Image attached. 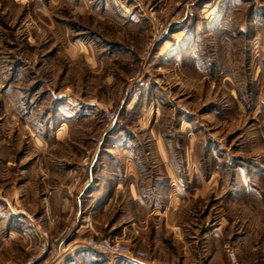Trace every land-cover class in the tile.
Masks as SVG:
<instances>
[{
	"label": "rangeland",
	"instance_id": "1",
	"mask_svg": "<svg viewBox=\"0 0 264 264\" xmlns=\"http://www.w3.org/2000/svg\"><path fill=\"white\" fill-rule=\"evenodd\" d=\"M131 139L169 223L117 239L153 264H264V0H0V264L39 253L13 208L67 245L48 190Z\"/></svg>",
	"mask_w": 264,
	"mask_h": 264
},
{
	"label": "crops",
	"instance_id": "2",
	"mask_svg": "<svg viewBox=\"0 0 264 264\" xmlns=\"http://www.w3.org/2000/svg\"><path fill=\"white\" fill-rule=\"evenodd\" d=\"M135 143L136 140L133 139L114 143L112 149L109 150V155L101 157L99 156L100 149L97 148L89 163L86 181L77 193L69 187V189H63L54 186L52 190H48L49 199L53 207L57 209L53 210L54 229L59 230L68 224L71 236H73L66 241L67 245H64L65 240L63 239L56 255L51 260L52 264H77L73 260L80 255H82V260L88 258V253L93 254V252L81 248V244L88 237L121 238L124 226L120 227L121 223L118 220H131L130 224L135 225L136 221L149 223L151 219L160 221L163 217L165 223H169L168 210L165 207L162 208V201L157 200L156 202L155 199L153 201L149 198V193L145 192L147 188L140 180L139 155L135 149H131ZM162 151L159 161L170 178L171 171L167 167L165 151L163 149ZM171 185L172 183H169V186ZM10 208L13 207L10 206ZM13 209L11 210L15 214L20 211V217L17 219L23 221L20 236L31 238L32 231H37L33 224L35 220L30 213ZM86 221L89 222L88 226L84 225ZM6 223L9 228V237H11L15 232L14 224L12 225L10 221ZM173 230L175 234H181L177 226ZM89 258L78 264L99 263L98 261L89 262ZM135 261L123 263L133 264Z\"/></svg>",
	"mask_w": 264,
	"mask_h": 264
},
{
	"label": "built area",
	"instance_id": "3",
	"mask_svg": "<svg viewBox=\"0 0 264 264\" xmlns=\"http://www.w3.org/2000/svg\"><path fill=\"white\" fill-rule=\"evenodd\" d=\"M143 82L140 78H137L133 82V86L130 89L131 99L135 100L138 98L140 88ZM113 115V114H112ZM110 114V117H112ZM74 181H77L76 179ZM85 226L89 225L86 221ZM40 235V248L39 253L35 256H31L24 264H52L51 258L56 255L59 245L62 243V234L59 233L56 237L50 238L48 232L42 228L37 230ZM81 248L88 249L96 255L104 258L106 264H121L123 262H133L136 259H141L144 264H153L149 261L147 254L143 250H133L131 246L124 241H120L117 238L109 236H91L88 237L82 244ZM230 257L231 264H244L240 260H237L234 256L233 250H227ZM45 254L43 259H39L41 255Z\"/></svg>",
	"mask_w": 264,
	"mask_h": 264
}]
</instances>
